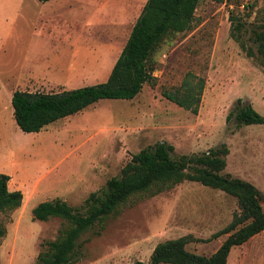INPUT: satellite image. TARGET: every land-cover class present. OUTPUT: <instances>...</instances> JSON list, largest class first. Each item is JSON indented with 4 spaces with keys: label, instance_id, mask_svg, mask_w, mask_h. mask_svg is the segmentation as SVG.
<instances>
[{
    "label": "rangeland",
    "instance_id": "1",
    "mask_svg": "<svg viewBox=\"0 0 264 264\" xmlns=\"http://www.w3.org/2000/svg\"><path fill=\"white\" fill-rule=\"evenodd\" d=\"M145 1L63 0L53 10L51 3L25 0V18L13 5L0 9V173L9 175V189L23 194L18 208L0 213V264H33L44 243L68 226L58 217L35 219L36 204L59 198L84 211L91 192L101 195L134 153L158 141L173 145V158L225 144L222 173L251 182L264 209V124L226 120L238 98L264 117V57L254 34L264 32V0H200L193 28L158 47L151 57L154 83H145L133 99H100L39 132L18 128L12 92L104 82ZM231 12L244 24L245 44L258 45V61L231 37ZM187 72L205 79L195 114L162 95ZM236 211L234 197L195 181L137 193L80 236L73 264L147 263L157 243L185 235L195 239L189 251L210 255L227 237L212 235ZM227 264H264V230L232 247Z\"/></svg>",
    "mask_w": 264,
    "mask_h": 264
},
{
    "label": "trees",
    "instance_id": "2",
    "mask_svg": "<svg viewBox=\"0 0 264 264\" xmlns=\"http://www.w3.org/2000/svg\"><path fill=\"white\" fill-rule=\"evenodd\" d=\"M45 2L48 0H38ZM236 5L238 0H212ZM200 0H146L135 19L127 40L104 82L94 85L63 89L55 92L16 89L11 96L13 117L23 132H39L49 124L77 113L100 99H133L145 83H154V66L151 57L165 41L178 33L191 30L195 11ZM230 35L239 42L242 50L258 61L256 50L241 39L243 22L230 13ZM259 54L264 57V32H255ZM205 79L187 72L180 85L163 90L162 95L176 105L197 113ZM237 106L226 120L234 119L238 126L264 124V117L250 104L237 100ZM174 147L158 141L134 153L122 167L119 176L107 179L100 195L91 192L86 208L79 211L62 199L45 200L32 209L33 217L46 221L53 217L63 219L68 226L53 240L46 241L33 264H73L79 259L78 239L89 228L115 212L137 193L156 194L184 181H195L203 186L218 189L234 197L238 211L222 229L212 235L227 234L219 247L210 255L198 254L186 248L195 240L192 235L180 236L157 243L147 263L133 264H227L232 247L246 242L264 230L262 193L249 181L222 173L229 149L225 144L210 148L201 154L171 156ZM9 175L0 173V213L21 205L23 194L8 187ZM4 229L0 227V235Z\"/></svg>",
    "mask_w": 264,
    "mask_h": 264
},
{
    "label": "crops",
    "instance_id": "3",
    "mask_svg": "<svg viewBox=\"0 0 264 264\" xmlns=\"http://www.w3.org/2000/svg\"><path fill=\"white\" fill-rule=\"evenodd\" d=\"M24 1L25 0H5V3H4V6L3 5H0V9L2 10V9H4L5 7H8V6H11V5H13L14 7H15V10H14V12H15V14H16V16L18 17H26V14L27 13H22V8H23V5H24ZM38 1V0H37ZM40 2V1H39ZM61 2H63V0H48V1H45L43 4H42V6L43 7H46L47 6V4L48 3H51V9H53V10H56V8H57V5H61L60 3ZM14 3V4H13ZM59 3V4H58ZM145 3V2H144ZM3 7V8H2ZM141 11V10H140ZM52 12H54V11H52ZM139 15V14H138ZM137 18V17H136ZM48 65H49V67H51V72H52V74L54 75V72H53V67H56L55 66V64L54 63H47ZM58 68V67H57ZM60 69H62L61 71H63L64 70V65H62V67H60ZM43 79V78H42ZM42 79H40V80H42ZM44 79H46L47 81H53L54 80V77L53 78H51V79H47L46 77L44 78ZM79 87V86H78ZM74 88H76V87H74ZM13 93V92H12ZM12 114H13V108H12ZM19 128V127H18ZM20 129V128H19ZM255 235H258V233L257 234H255ZM254 235V236H255ZM253 237V236H252ZM250 239V238H249Z\"/></svg>",
    "mask_w": 264,
    "mask_h": 264
}]
</instances>
